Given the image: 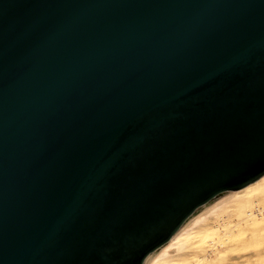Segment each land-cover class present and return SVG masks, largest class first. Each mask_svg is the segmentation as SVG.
<instances>
[{
    "label": "water",
    "instance_id": "95a60500",
    "mask_svg": "<svg viewBox=\"0 0 264 264\" xmlns=\"http://www.w3.org/2000/svg\"><path fill=\"white\" fill-rule=\"evenodd\" d=\"M264 174V0H0V264H143Z\"/></svg>",
    "mask_w": 264,
    "mask_h": 264
},
{
    "label": "bare ground",
    "instance_id": "6f19581e",
    "mask_svg": "<svg viewBox=\"0 0 264 264\" xmlns=\"http://www.w3.org/2000/svg\"><path fill=\"white\" fill-rule=\"evenodd\" d=\"M232 232L238 235L249 233V238H254L255 233L264 236V174L202 205L166 243L151 252L143 264H207L204 253H201L204 251L203 243L213 244L214 238L220 240L221 236L227 237ZM234 245L228 243L225 248ZM222 254L217 252V259H223Z\"/></svg>",
    "mask_w": 264,
    "mask_h": 264
},
{
    "label": "rangeland",
    "instance_id": "374dc122",
    "mask_svg": "<svg viewBox=\"0 0 264 264\" xmlns=\"http://www.w3.org/2000/svg\"><path fill=\"white\" fill-rule=\"evenodd\" d=\"M249 236V233L238 235L237 232H232L228 241L226 236H221L220 240L214 238L213 244L208 241L203 243L204 251L201 253H204L207 264H264V236L258 233H255L254 238ZM228 243L235 245L226 249L225 245ZM217 252L224 253L221 257L223 259H217Z\"/></svg>",
    "mask_w": 264,
    "mask_h": 264
}]
</instances>
